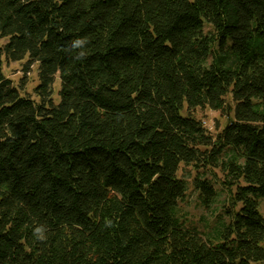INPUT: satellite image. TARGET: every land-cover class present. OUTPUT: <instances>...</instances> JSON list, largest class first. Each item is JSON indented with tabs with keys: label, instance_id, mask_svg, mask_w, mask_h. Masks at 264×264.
I'll list each match as a JSON object with an SVG mask.
<instances>
[{
	"label": "trees",
	"instance_id": "obj_1",
	"mask_svg": "<svg viewBox=\"0 0 264 264\" xmlns=\"http://www.w3.org/2000/svg\"><path fill=\"white\" fill-rule=\"evenodd\" d=\"M0 41V264H264V0H0Z\"/></svg>",
	"mask_w": 264,
	"mask_h": 264
},
{
	"label": "rangeland",
	"instance_id": "obj_2",
	"mask_svg": "<svg viewBox=\"0 0 264 264\" xmlns=\"http://www.w3.org/2000/svg\"><path fill=\"white\" fill-rule=\"evenodd\" d=\"M3 41H0V45ZM23 62L16 63H2V73L8 78L13 85H19L25 92H30L36 82V65L31 66L28 72L23 71ZM59 80L58 76H55L53 83V101L58 102ZM196 117L202 122L203 127L208 132H214L215 126L218 121V127L221 128L225 124L223 117L218 113L205 109L197 111ZM197 171L190 165H180L176 174L178 179H183L186 184V199L181 204V212L186 215L187 218L193 222L198 223V219L202 220L198 223V228L201 229L203 225L208 224L214 214L218 212L220 204H214L208 209H204L200 200L197 198V193L193 191V181ZM209 176V175H208ZM221 198V197H220ZM219 198V199H220ZM258 212L264 217V197L260 198L257 203Z\"/></svg>",
	"mask_w": 264,
	"mask_h": 264
},
{
	"label": "clouds",
	"instance_id": "obj_3",
	"mask_svg": "<svg viewBox=\"0 0 264 264\" xmlns=\"http://www.w3.org/2000/svg\"><path fill=\"white\" fill-rule=\"evenodd\" d=\"M76 43H77V44L85 43V41L82 40V39H78V40H76ZM36 231L39 232V229H37Z\"/></svg>",
	"mask_w": 264,
	"mask_h": 264
}]
</instances>
